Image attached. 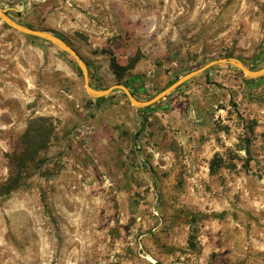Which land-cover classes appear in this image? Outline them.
I'll return each instance as SVG.
<instances>
[{"label": "rangeland", "instance_id": "1", "mask_svg": "<svg viewBox=\"0 0 264 264\" xmlns=\"http://www.w3.org/2000/svg\"><path fill=\"white\" fill-rule=\"evenodd\" d=\"M0 7L68 43L93 89L140 101L220 58L264 67V0ZM30 38L0 21V264H264V80L216 66L138 112L118 90L95 103ZM19 151L34 162L7 194Z\"/></svg>", "mask_w": 264, "mask_h": 264}, {"label": "water", "instance_id": "2", "mask_svg": "<svg viewBox=\"0 0 264 264\" xmlns=\"http://www.w3.org/2000/svg\"><path fill=\"white\" fill-rule=\"evenodd\" d=\"M9 11H17V9L15 8L6 9L0 7V21H2L8 28L24 36L31 37L43 41L45 43L51 44L52 46L56 47L58 50L69 56L73 61L77 63V66L83 77L85 91L88 97L91 99H101L107 97L113 91L118 90L121 91L128 98L133 108L137 110L146 109L157 104L161 100L165 99L168 95L178 90L187 82H190L198 78L199 76H202L208 70H211L216 66H220V65H227L236 68L238 71H240L243 74L245 80H257L264 78V67L258 70H252L247 66V64L243 60H240L235 57H230V58H220L217 60H213L207 63L206 65L200 67L199 69L184 75L183 77L179 78L174 83H172L170 86H168L166 89L158 93L156 96L146 101H140L136 99L132 94V89H131L132 87L129 86L128 84H116L106 90H95L90 85L89 71L85 61L68 43H66L64 40H62L61 38L57 37L54 34L41 30L28 28L26 26L19 24L10 17Z\"/></svg>", "mask_w": 264, "mask_h": 264}, {"label": "trees", "instance_id": "3", "mask_svg": "<svg viewBox=\"0 0 264 264\" xmlns=\"http://www.w3.org/2000/svg\"><path fill=\"white\" fill-rule=\"evenodd\" d=\"M26 27H28V28H32V27H30V26H26ZM33 29V28H32ZM58 37V36H57ZM28 38H30V37H28ZM60 38V37H59ZM30 39H32V40H37V39H34V38H30ZM226 58H230V57H226ZM241 60V59H240ZM228 67H230L231 68V66H228ZM209 71H207V72H205V74H207ZM204 74V75H205ZM262 80H264V78H262ZM244 82L246 83V84H249V83H251L252 81H249V80H245L244 79ZM91 85V84H90ZM132 89V94H133V96H135L134 94V92L135 91H133L134 89L133 88H131ZM141 88H139L138 89V91L140 90ZM180 89V88H179ZM178 89V90H179ZM177 90V91H178ZM106 99V97H104V98H101V99H97V100H95V103H101V102H103L104 100ZM153 106H151V107H149V108H146V109H142V110H138V112H144V111H149L151 108H152ZM25 155H26V152H22V151H19V152H16L15 153V158L17 159H19V156H20V158L22 157V159H21V163L20 164H15V162H14V172L15 173H13V172H11L10 173V176L8 177V179L6 180V182H5V184H4V190H5V192L7 193V194H10V193H12V192H14V191H16V190H18L19 188H21L23 185H24V183L22 182V180H21V174H22V172H23V170L24 169H28V167H29V165L30 164H32L33 162H34V159L33 158H31V160H27V161H25V159H24V157H25ZM214 162H212L211 163V166H210V172L213 174V173H215V168H214ZM190 245H191V247L192 248H194V246H193V244L192 243H190Z\"/></svg>", "mask_w": 264, "mask_h": 264}]
</instances>
